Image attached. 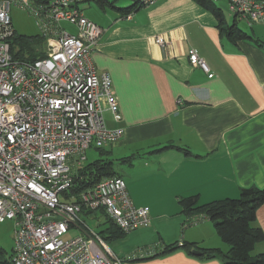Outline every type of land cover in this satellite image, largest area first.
<instances>
[{"label": "crops", "instance_id": "1", "mask_svg": "<svg viewBox=\"0 0 264 264\" xmlns=\"http://www.w3.org/2000/svg\"><path fill=\"white\" fill-rule=\"evenodd\" d=\"M217 1L229 11L227 0ZM84 2L85 16L104 29L91 59L98 71L110 73L121 114L115 121L105 113L110 127L123 129L106 147L108 159L114 169L118 165L134 203L149 207L151 216L149 225L106 242L123 264H223L185 249L149 257L185 241L196 243L192 249L228 250L213 222L184 213L180 198L197 195L206 204L238 198L242 188L264 187V22L253 23L248 38L233 41L196 0L135 8L134 0ZM156 36L164 38V47ZM190 49L213 77L190 63ZM256 225L264 230V205ZM254 249L264 253V241Z\"/></svg>", "mask_w": 264, "mask_h": 264}, {"label": "built area", "instance_id": "2", "mask_svg": "<svg viewBox=\"0 0 264 264\" xmlns=\"http://www.w3.org/2000/svg\"><path fill=\"white\" fill-rule=\"evenodd\" d=\"M84 1L0 0V221L15 220L14 264H123L97 231L78 224L84 210L103 211L124 232L151 223L149 207L134 203L122 176L69 192L87 151L123 134L106 122V112L115 121L121 114L110 73L98 71L91 59L104 29L85 16ZM227 1L236 18L264 22V0ZM13 3L37 16L46 41L43 58L32 62L12 54ZM155 40L166 45L161 36ZM188 54L192 65L209 73L196 50ZM76 229L79 234L65 238Z\"/></svg>", "mask_w": 264, "mask_h": 264}, {"label": "trees", "instance_id": "3", "mask_svg": "<svg viewBox=\"0 0 264 264\" xmlns=\"http://www.w3.org/2000/svg\"><path fill=\"white\" fill-rule=\"evenodd\" d=\"M101 2L103 0H100ZM198 3L210 9L217 17L220 28L231 40L236 41L246 39L250 35L239 29L236 23L227 24V20L221 8L215 3V0H196ZM132 5L135 8L138 5V0H134ZM235 19L236 16H235ZM252 37V36H251ZM45 40L42 34L27 36L19 35L14 31L10 38L11 52L15 58L26 59L28 61H36L45 56L44 49H40V43ZM24 52L28 53L24 57ZM109 143L103 147H98L100 157L94 162H85L75 174L73 187L70 193L78 194L84 189L93 187L101 179L107 176L117 175L114 169L113 161L108 159L109 151L106 148ZM187 154H190L185 148ZM120 176V175H119ZM126 182V181H125ZM183 207V212L188 215L204 214L214 224L215 229L220 238L229 244V249L224 251L221 248L203 249L201 257L205 259L219 258L223 264H264V253H260L253 257L252 250L258 242L264 241V230L256 225L257 212L264 205V187L251 186L241 189L238 198H225L215 200L206 204H199V197L188 196L182 197L179 200ZM87 215L94 217L105 216V220L100 225H104L100 233L105 240L123 237L128 232L121 230L113 220L103 211L86 212ZM195 242L185 241L181 245L178 243L166 244L159 252L154 253L149 258H155L174 252L179 249H185L191 252L193 247H196ZM147 258V257H145ZM0 264H14L10 260L4 258L0 249Z\"/></svg>", "mask_w": 264, "mask_h": 264}, {"label": "rangeland", "instance_id": "4", "mask_svg": "<svg viewBox=\"0 0 264 264\" xmlns=\"http://www.w3.org/2000/svg\"><path fill=\"white\" fill-rule=\"evenodd\" d=\"M34 1L35 0H30L29 3L32 5L34 3ZM217 2L223 8V11H224L226 18L229 21L231 20L230 22L233 21V23H236L240 29H242L246 32L252 31V27L255 24L250 25L245 19H242L239 17H237V19L231 18L232 16H231L230 12L228 11L226 4L221 2V1H217ZM86 5L88 7V2L85 4V6ZM11 17H12L13 26H14L17 34L27 35L28 37L41 34L42 30L40 29V27L37 23V16L30 10V7L24 8L18 4L13 3L11 6ZM233 23H231V24H233ZM65 25L68 26V25H72V24L64 23V26ZM72 26H74V25H72ZM70 28H72V27H70ZM39 48L41 50L46 48V41L45 40L41 41ZM23 56L27 57L28 53L24 52ZM105 117H107L106 114H105ZM98 158H101L99 150L94 146L91 147L87 151L86 162L91 163V162H94ZM117 167H118V165H115L116 171H118ZM82 220H83V222L78 223V224L83 229H93V230L97 231L102 236V234L100 233V230L102 228H104L103 227L104 225L102 226L100 224L103 222V220H105V216H103V215L102 216H96L95 215L94 217H91V216L87 215L86 210H84L83 215H82ZM15 231H16L15 220L6 219L4 221H0V249L2 250V254H3L4 258L10 260L11 262H12V255H13ZM79 232L80 231L78 229L72 230L71 232H69L65 235V238H70L72 236H75V235L79 234ZM104 240H105V238H104ZM224 244H225V248L229 247L228 243L224 242ZM256 252H258V251L256 250ZM256 252H255V249H253L251 252V255L253 257L257 256L258 253H256Z\"/></svg>", "mask_w": 264, "mask_h": 264}, {"label": "water", "instance_id": "5", "mask_svg": "<svg viewBox=\"0 0 264 264\" xmlns=\"http://www.w3.org/2000/svg\"><path fill=\"white\" fill-rule=\"evenodd\" d=\"M191 252H192L193 254H195V255H202V254H203V251L200 250V249H198V248H194V249H192Z\"/></svg>", "mask_w": 264, "mask_h": 264}]
</instances>
